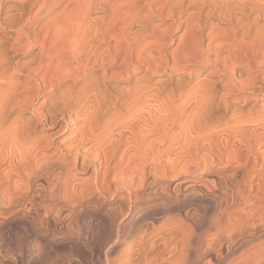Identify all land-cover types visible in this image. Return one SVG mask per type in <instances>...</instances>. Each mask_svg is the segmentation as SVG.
<instances>
[{
	"label": "clouds",
	"instance_id": "9594fccd",
	"mask_svg": "<svg viewBox=\"0 0 264 264\" xmlns=\"http://www.w3.org/2000/svg\"><path fill=\"white\" fill-rule=\"evenodd\" d=\"M53 7L67 9H50L45 21L49 51L62 55L27 76L0 58V159L21 170L61 162L55 141L38 131L42 109L73 122L76 141L90 151L122 150L130 169L168 158L198 162L222 143L221 131L239 138L242 129L258 130L264 143V0H61ZM52 64L50 82L44 69ZM259 203L261 219L241 217L237 230L220 215L210 218L216 235L240 242L230 264H264V177ZM189 250L182 244L169 264H192ZM108 264L138 261L125 252Z\"/></svg>",
	"mask_w": 264,
	"mask_h": 264
},
{
	"label": "bare ground",
	"instance_id": "6f19581e",
	"mask_svg": "<svg viewBox=\"0 0 264 264\" xmlns=\"http://www.w3.org/2000/svg\"><path fill=\"white\" fill-rule=\"evenodd\" d=\"M70 2L62 0V5ZM54 3L61 0H5L0 7V58L11 59L25 76L34 66L48 65L55 53L62 55L59 49L50 53V43H45L49 10L53 13L67 10L53 7ZM172 15L174 19L175 10ZM186 27L187 22L177 26L172 34L173 44L180 43ZM179 29L183 32L176 35ZM136 30L137 25H131V31ZM44 70L51 82L55 65ZM239 74L237 69V78ZM40 116L43 123L38 131L50 142L55 141L62 153L61 162L54 167L45 163L40 168L21 170L13 161L0 159V218L3 221L7 218L6 225L11 230L17 229L18 234L34 236L31 246L28 243L22 246L31 262L36 260L31 255L35 249L54 251L60 244L80 258L86 257L76 238L69 236L63 242L55 241V236L67 232V222L70 225V221H75L89 248L96 252V264L101 259L108 264L110 258L115 260L125 252L134 256L138 264H169L182 244L190 249L188 257L192 264H230L242 251L240 242L216 235L210 218L222 216L233 230L240 227L241 217L261 219L259 193L264 177V143L258 130L242 129L239 138L223 131L217 133L223 136L222 143L201 153L198 162L186 161L180 166L168 158L130 169L125 167L122 150L109 156L78 143L76 126L66 116L60 118L48 109H42ZM39 155L43 159L47 154ZM73 171L90 172L80 182ZM136 180L140 188L134 189L138 185ZM120 190L125 195L119 198L117 211L110 207L98 211L97 203L91 206L87 203L96 194L110 197ZM38 208L43 211H37ZM85 216L89 219L87 227L83 224ZM121 243L126 244L122 249Z\"/></svg>",
	"mask_w": 264,
	"mask_h": 264
},
{
	"label": "rangeland",
	"instance_id": "374dc122",
	"mask_svg": "<svg viewBox=\"0 0 264 264\" xmlns=\"http://www.w3.org/2000/svg\"><path fill=\"white\" fill-rule=\"evenodd\" d=\"M5 32V30H3L2 31V33H4ZM183 32V29H179L177 32H176V35H179V34H181ZM11 35H13V33H11ZM48 37V36H47ZM47 39V42H45V43H50V40H49V38H46ZM46 39H45V41H46ZM48 43V44H49ZM90 172V171H89ZM89 172H87V173H78V172H72V174H73V176L75 175L76 177H77V180L78 181H80V182H83V180H85L88 176H89ZM137 179H139V178H137ZM137 181V180H136ZM140 182V181H139ZM137 184H138V181L136 182ZM139 186V184L138 185H135L133 188L135 189V188H140V187H138ZM133 188H131V189H133ZM121 195L123 196V195H125V191H123V190H120V192H119V194L118 195H114V196H110V197H103V198H101V197H98V195L96 194V195H94V197L89 201V202H87L90 206L91 205H94V204H96V206H95V209H97L98 211H107V208H105V207H110V208H114V210H118V206H119V198L121 197ZM94 200V201H93ZM116 200V201H115ZM112 201V202H111ZM92 202V203H91ZM110 202V203H109ZM85 204H84V206L87 204L86 202H84ZM94 203V204H93ZM109 203V204H108ZM114 203V204H113ZM117 203V204H116ZM117 207H116V206ZM100 206L103 208H100ZM112 206V207H111ZM15 208H17L18 209V207H14L13 209L15 210V211H17V209H15ZM117 208V209H116ZM19 210V209H18ZM43 211L42 209H37V211ZM131 212V211H130ZM43 213V212H42ZM131 215H132V212H131ZM130 215V216H131ZM153 215H155V214H153ZM155 216H157V215H155ZM1 217H3V216H1ZM7 217V216H6ZM12 217V216H11ZM125 218H127L126 217V215L124 216ZM124 217H122V218H124ZM121 218V220H123ZM148 218V217H147ZM2 219H4V217L2 218ZM7 220V218L6 219H4V221L3 220H1V218H0V248L2 249H0V264H41L42 262V264H47V263H49V261H50V263L49 264H62V263H66V264H96V252H94L91 248H89L90 246L87 244V241H85L84 240V235H82L81 233V231L82 230H80L79 231V228L77 227L76 228V222L75 221H73V222H71L70 220H68V221H70V225H71V227H70V225H69V222H67L68 223V230H67V232H65V235H61L60 237L59 236H55V241L56 242H60V241H62L63 242V240H64V238H66V237H69V236H72V237H74V238H76L75 240L76 241H78L79 242V244L80 245H82V248H83V251H84V253H85V255H86V257H82V258H80V256L79 255H76L74 252H72V251H70L67 247H65L64 245H61L60 244V246H58V248H56V249H54V251H49V250H46V251H42V250H40L39 251V249H35L34 251H33V253L34 254H32L31 253V255H34V256H36V260H35V262H31V260H30V258L28 257L29 255H27V254H25V252H24V248L22 247L25 243H28V244H30V246H31V243L33 244L34 242H35V238H34V236H31V235H29V234H27L28 236H23V234L22 235H20V234H18L17 233V229H12L11 230V228H9L7 225H6V221ZM125 220V219H124ZM145 220H148V219H145ZM75 222V223H74ZM72 223H74V224H72ZM88 223V224H87ZM66 224V223H65ZM83 224H85V226L87 227V226H89V219L85 216V218H84V223ZM73 225H74V227L77 229V230H75V228L73 227ZM10 230V231H9ZM9 231V232H8ZM76 231V232H75ZM78 232V233H77ZM17 233V234H16ZM1 234L4 236V237H1ZM12 234V236H10ZM14 234V235H13ZM75 234H78V235H75ZM9 235V236H8ZM18 236V237H17ZM21 236V237H20ZM81 236V237H80ZM83 236V237H82ZM14 237H15V240H14ZM33 237V238H32ZM20 238H21V240H20ZM25 238V239H24ZM79 238V239H78ZM23 239V240H22ZM28 239V240H27ZM30 239V240H29ZM4 242H3V241ZM82 240V241H81ZM22 241H24V242H21ZM17 242V243H16ZM20 242V243H19ZM6 243H8V245L6 244ZM11 243V244H10ZM15 245H14V244ZM131 243H132V238H131ZM4 244V245H3ZM10 245H12V246H10ZM17 245V246H16ZM124 245H126V244H124ZM124 245L121 243V245H120V248L122 249V246L124 247ZM13 246H15V247H13ZM62 246V247H61ZM5 247H7V249L5 248ZM10 247V248H9ZM22 247V248H21ZM62 249H61V248ZM65 247V248H64ZM131 247H132V244H131ZM18 248V249H17ZM67 248V249H66ZM20 249H23V250H20ZM118 249H119V246H118ZM37 250V251H36ZM53 250V249H52ZM56 250V251H55ZM64 250V251H63ZM69 250V251H68ZM117 251V250H116ZM115 251V252H116ZM14 252V253H13ZM24 254H23V253ZM60 252V253H59ZM17 255H16V254ZM59 253V254H58ZM62 253V254H61ZM38 254V255H37ZM42 254V255H41ZM55 254H57V255H55ZM23 255V256H22ZM52 257H51V256ZM73 255V256H72ZM92 255V256H91ZM26 256V257H25ZM57 256H58V259H57ZM65 257V258H64ZM76 259H75V258ZM26 258V259H25ZM50 258H52L51 260H50ZM67 258H68V260H67ZM85 258H87V260H84ZM25 259V260H24ZM28 259V260H27ZM44 259H45V261H44ZM48 259V260H47ZM92 259V260H91ZM95 259V260H94ZM30 260V261H29ZM53 260H57V262L55 261H53ZM71 260V261H70ZM22 261V262H21ZM82 261V262H81ZM89 261V262H88ZM29 262V263H28ZM51 262H53V263H51ZM60 262H62V263H60ZM88 262V263H87ZM93 262V263H92Z\"/></svg>",
	"mask_w": 264,
	"mask_h": 264
}]
</instances>
